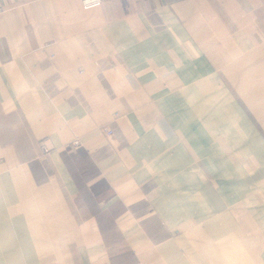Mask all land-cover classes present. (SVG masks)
I'll return each mask as SVG.
<instances>
[{"label": "crops", "instance_id": "crops-1", "mask_svg": "<svg viewBox=\"0 0 264 264\" xmlns=\"http://www.w3.org/2000/svg\"><path fill=\"white\" fill-rule=\"evenodd\" d=\"M83 2L0 0V264H264V0Z\"/></svg>", "mask_w": 264, "mask_h": 264}, {"label": "built area", "instance_id": "built-area-1", "mask_svg": "<svg viewBox=\"0 0 264 264\" xmlns=\"http://www.w3.org/2000/svg\"><path fill=\"white\" fill-rule=\"evenodd\" d=\"M84 5L85 7H93V6H97L101 3V0H84ZM107 129V132L109 134H112V130L109 129V128H106ZM81 143L80 141L77 139V140H74L72 143H71V147L73 149H77L78 147H80Z\"/></svg>", "mask_w": 264, "mask_h": 264}]
</instances>
